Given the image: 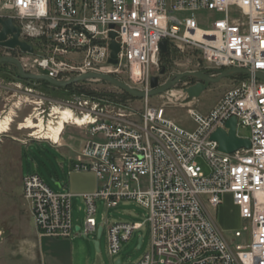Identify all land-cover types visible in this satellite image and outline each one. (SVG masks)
<instances>
[{
	"label": "built area",
	"instance_id": "1",
	"mask_svg": "<svg viewBox=\"0 0 264 264\" xmlns=\"http://www.w3.org/2000/svg\"><path fill=\"white\" fill-rule=\"evenodd\" d=\"M199 11L218 18L209 28H199ZM0 19H11L19 29L18 40L34 50H10L24 72L57 81L88 73L119 79L122 74L129 86L148 91L163 41L167 50L198 52L212 72L249 71L251 76L235 78L236 85L207 113L188 110L192 131L147 102L136 116L78 96L65 103L48 102L46 116L43 102H38L26 117H35L37 108L33 120L38 125L40 118L45 128L55 108L84 119L82 125L66 123L59 137L62 141L68 126L85 135L71 171L92 173L97 188L79 195L84 221L78 236L96 234L97 202L102 201L101 228L111 264H116L122 244L140 229L135 223L107 219V211L120 203L147 212L150 234L149 250L125 264H264V82L253 76L264 74V0H0ZM110 33L120 46L116 65L108 63ZM13 82L32 86L38 81ZM232 117L236 136L249 140L250 148L224 154L210 137L218 129L228 132ZM238 127L248 129L249 136H238ZM35 132L28 139L62 146L38 139ZM21 191L38 235L73 237L72 194L53 192L35 173L21 178ZM226 195L246 222L231 231L236 244L208 213Z\"/></svg>",
	"mask_w": 264,
	"mask_h": 264
},
{
	"label": "rangeland",
	"instance_id": "2",
	"mask_svg": "<svg viewBox=\"0 0 264 264\" xmlns=\"http://www.w3.org/2000/svg\"><path fill=\"white\" fill-rule=\"evenodd\" d=\"M195 18L199 28L207 29L218 16L208 11H199L195 14ZM3 56L13 57L15 53L0 47V57ZM8 65L10 66L5 71L14 77L17 70L13 65ZM161 71L163 74H160ZM194 71L204 74L210 71L203 64L198 52L186 49L184 53H180L170 48L164 56L160 54L157 66L151 70V74L152 77H158L160 84H164L173 75ZM209 75L217 76L218 74ZM118 80L128 84L122 74ZM196 82L197 80L193 78H185L164 94L140 100L130 98L123 94L124 91L99 80L77 83L75 92L72 91V94L67 96L38 83L32 86L27 83L17 84L4 80L0 75V115L5 111L8 113L13 110L14 112L10 131L0 136V264H43V256L40 257L37 237L33 231L30 209L22 197L21 178L23 176L29 173L39 175L55 193L73 192V183L78 185L90 183L89 178H80L77 175L87 172L71 171L74 153L79 152L83 146L81 129L68 126L62 136L60 147H53L43 141L30 140L28 135L31 131L19 129L23 119L36 107L34 103L43 102L41 107L46 110V116L50 108L48 102L65 103L73 96H78L83 100L99 102L108 110L119 109L124 113L133 112L138 116L142 112L144 102H147L149 107L162 108L167 119L192 131L195 125L188 115V110L193 108L200 114L207 113L224 93L236 85L235 79L229 77L217 84L209 85L199 98L189 99L183 93V89L193 86ZM133 88L140 90L136 86ZM172 94L175 96H171ZM237 134L246 138L249 136V130L238 127ZM198 163L206 170L201 160H198ZM79 207H83L81 199H73L72 220L74 224L82 226L84 214ZM97 208L96 221L99 228L101 216L105 214L102 201L97 202ZM208 213L227 240L233 244L239 242L233 239L231 231L234 230V226L238 229L246 222L237 217L236 210L228 198L223 197L222 204L217 209H208ZM106 215L110 222L140 225V229L133 233L130 240L122 244L115 260L119 259L122 264L133 262L149 250L150 234L145 222L147 212L144 209L132 203H120L117 208L109 209ZM93 237L94 235L91 234L87 238L80 236L68 239L70 252L67 260L69 263L111 264L107 254L105 234H102L99 239L98 252L94 248ZM139 238H142V246L137 250Z\"/></svg>",
	"mask_w": 264,
	"mask_h": 264
},
{
	"label": "water",
	"instance_id": "3",
	"mask_svg": "<svg viewBox=\"0 0 264 264\" xmlns=\"http://www.w3.org/2000/svg\"><path fill=\"white\" fill-rule=\"evenodd\" d=\"M19 34H20L19 29L13 25L11 19H7V20L0 19V47L9 49V50H14L18 48L23 53L32 54L34 52L32 46L28 45L26 42H20L18 40ZM8 36H10L11 38L8 39ZM115 37H116L115 33H110L111 43L109 46L110 57H109L108 63L111 65L117 64V54L120 50L119 44L114 40ZM159 47H160L161 53L165 54L167 52V44L165 41L161 42ZM0 64L13 65L17 70L18 76L22 80H25V81H34V82L44 81L56 88H67L68 86H71V85H74L80 82H84V81L99 80V81L107 82L110 85L114 86L115 88L121 91H124L130 94L131 96L137 99H140V100H146L148 98L164 94L167 91H169L173 86H175L178 82H180L181 80L185 78H193L197 80V82L193 86L183 89V93L189 99H197L207 89L209 85L217 84L223 79H226V78H229L235 75L251 76L249 71L244 70V69H236V68L222 71L217 76L206 75L204 73L197 72V71L184 72L181 74L171 76L164 84L159 83L158 77H151L150 90L141 91L107 74L88 73L85 75H80V76L71 78L69 80L57 81L45 75H34V74L25 73L20 62L14 57H10V56L0 57ZM160 74H163V71H161ZM253 76L259 79L260 81L264 82L263 73L256 72ZM226 128L228 129V132H225L222 129H218L210 137L211 141H214L218 144L219 152L224 153V154H232L235 151H238L239 149H249L250 148L249 140L241 139L236 136V119L235 118L232 117L227 121ZM101 232H102V228H98L97 239L93 241L94 248L96 251H98V246H99L98 240L100 238ZM141 242H142V238H139L138 244H137V250H139ZM119 263H120V260L117 259L116 264H119Z\"/></svg>",
	"mask_w": 264,
	"mask_h": 264
},
{
	"label": "crops",
	"instance_id": "4",
	"mask_svg": "<svg viewBox=\"0 0 264 264\" xmlns=\"http://www.w3.org/2000/svg\"><path fill=\"white\" fill-rule=\"evenodd\" d=\"M218 101H216V102H218ZM211 109H209V111ZM82 135H83V139H85L84 133H82ZM77 175L80 176V178L81 177L89 178L90 183H86V184L83 183L80 185L73 183V185H74L73 192H69L70 194L73 195L72 206H73V199L79 198V195H81V194L92 193L97 188V182H96L95 176L92 173L87 172V173L77 174ZM224 198H228L231 201V203L233 204L230 196L226 195V196H224ZM233 206H234V209L236 210L237 217L240 219L238 208L234 204H233ZM82 227H83V225L80 226L79 224H74V222H73V237L72 238L80 237L78 235L81 232ZM101 227H102V222H101V226L99 228H101ZM233 228H234V230L237 229L236 226H234ZM97 230H98V228H97ZM97 230H96V234L93 237L94 241L97 239ZM33 231L37 237V247H38L40 257L43 256V264H71L72 263V262L69 263L67 260L68 253L70 252L68 239H56V238H49V237L40 236V235H38L35 226H33ZM102 234H104L103 228H102L100 238H101ZM72 238H70V239H72ZM98 244H99V240H98ZM98 251H99V246H98ZM41 263H42V258H41Z\"/></svg>",
	"mask_w": 264,
	"mask_h": 264
},
{
	"label": "bare ground",
	"instance_id": "5",
	"mask_svg": "<svg viewBox=\"0 0 264 264\" xmlns=\"http://www.w3.org/2000/svg\"><path fill=\"white\" fill-rule=\"evenodd\" d=\"M175 92L178 93L177 91ZM171 96L175 95L172 94ZM34 105L37 107L36 103H34ZM37 111L38 110L36 108L34 112V114H36L35 117L38 116ZM13 115V110H10L8 113L5 111L2 113V115H0V136L7 134L10 131L11 124L13 123ZM53 115L56 116L55 121H50L47 128H45V126L41 123L40 118L39 124L36 125L33 120L35 119V117H26V120L20 123L19 129L31 131L35 130L36 132L34 133V135H38V139L50 140V142H53L54 144H62L59 136L64 130L65 124L72 122L73 124L82 125L84 122V119L75 116L69 109L55 108L53 111Z\"/></svg>",
	"mask_w": 264,
	"mask_h": 264
},
{
	"label": "trees",
	"instance_id": "6",
	"mask_svg": "<svg viewBox=\"0 0 264 264\" xmlns=\"http://www.w3.org/2000/svg\"><path fill=\"white\" fill-rule=\"evenodd\" d=\"M161 56H164V54L161 53ZM10 66L8 64H0V67H2L1 72H0V75H1V78H3L4 80H7V81H22V79L18 76L17 74V71L15 72L14 74V77H12L10 75V73H6V69L7 67ZM220 72H210V71H206L205 74H219ZM244 78L246 76H232L231 78L232 79H235V78ZM38 84L40 85H44V86H47V87H50L52 90H55V91H58L60 94H66L67 96H69L70 94H72L71 92L73 91V93L75 92L76 90V85H71V86H68L67 88H56V87H53L51 86L50 84L44 82V81H38L37 82ZM124 95L130 97V98H133V99H136L135 97H132L131 95H129L128 93L126 92H123Z\"/></svg>",
	"mask_w": 264,
	"mask_h": 264
}]
</instances>
